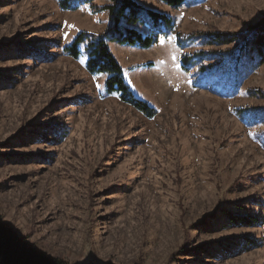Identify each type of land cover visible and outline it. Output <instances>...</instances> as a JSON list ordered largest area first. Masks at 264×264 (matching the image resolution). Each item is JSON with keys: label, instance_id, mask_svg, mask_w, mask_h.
<instances>
[{"label": "rangeland", "instance_id": "obj_1", "mask_svg": "<svg viewBox=\"0 0 264 264\" xmlns=\"http://www.w3.org/2000/svg\"><path fill=\"white\" fill-rule=\"evenodd\" d=\"M58 1L0 0V219L68 264H264V60L239 52L264 0H134L172 20L148 49L109 44L152 118L87 72L86 43L63 50L106 31L108 2Z\"/></svg>", "mask_w": 264, "mask_h": 264}, {"label": "trees", "instance_id": "obj_2", "mask_svg": "<svg viewBox=\"0 0 264 264\" xmlns=\"http://www.w3.org/2000/svg\"><path fill=\"white\" fill-rule=\"evenodd\" d=\"M97 0H59L58 5L62 10L74 11L79 5L90 4ZM101 10L108 13L109 24L106 31L98 36L79 33L73 41L64 47L72 59L80 56L81 45L86 43V70L91 75H107L104 81V90L107 94H117L122 103L128 104L147 118L156 115V110L145 101L137 98L124 78V72L109 49V44L148 49L157 43L159 36L169 35L172 30V20L162 13L155 12L139 5L134 0H106ZM166 6L177 9L185 0H159ZM148 22L149 33L143 34L134 26L144 25ZM164 25L166 30L154 34L157 25ZM264 21L254 26L247 27V38L239 46V52L256 55L264 60ZM261 34V35H260ZM213 39H205L204 44L213 45L215 42L223 44L232 43L233 36L222 38L210 35ZM262 36V37H261ZM177 35L176 43L179 47L185 45L183 38ZM198 39L199 35H190L184 40ZM197 55H183L181 57V70L188 71L189 65L194 63ZM236 221V220H234ZM241 223H248V218H241ZM0 264H68L67 262L48 256L28 246L24 239L10 226L0 219Z\"/></svg>", "mask_w": 264, "mask_h": 264}, {"label": "crops", "instance_id": "obj_3", "mask_svg": "<svg viewBox=\"0 0 264 264\" xmlns=\"http://www.w3.org/2000/svg\"><path fill=\"white\" fill-rule=\"evenodd\" d=\"M142 26H144V25H142ZM137 30H139V29H137ZM147 31H148V29H147ZM144 34V33H143ZM147 34V33H146Z\"/></svg>", "mask_w": 264, "mask_h": 264}]
</instances>
